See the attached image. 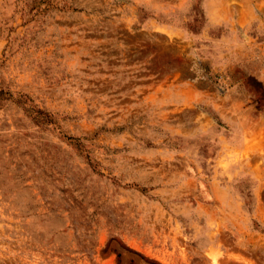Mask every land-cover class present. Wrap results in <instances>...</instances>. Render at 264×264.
<instances>
[{
    "label": "rangeland",
    "instance_id": "374dc122",
    "mask_svg": "<svg viewBox=\"0 0 264 264\" xmlns=\"http://www.w3.org/2000/svg\"><path fill=\"white\" fill-rule=\"evenodd\" d=\"M0 264H264V0H0Z\"/></svg>",
    "mask_w": 264,
    "mask_h": 264
}]
</instances>
